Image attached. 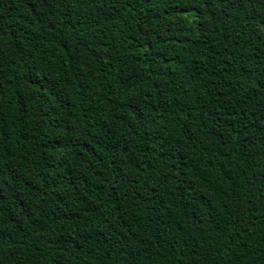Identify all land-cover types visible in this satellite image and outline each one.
<instances>
[{"label":"trees","instance_id":"1","mask_svg":"<svg viewBox=\"0 0 264 264\" xmlns=\"http://www.w3.org/2000/svg\"><path fill=\"white\" fill-rule=\"evenodd\" d=\"M0 264H264V0H0Z\"/></svg>","mask_w":264,"mask_h":264}]
</instances>
